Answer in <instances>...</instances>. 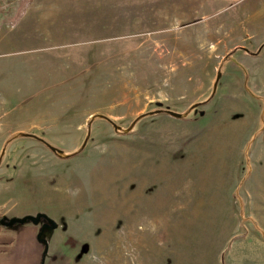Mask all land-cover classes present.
I'll use <instances>...</instances> for the list:
<instances>
[{
    "label": "rangeland",
    "instance_id": "rangeland-1",
    "mask_svg": "<svg viewBox=\"0 0 264 264\" xmlns=\"http://www.w3.org/2000/svg\"><path fill=\"white\" fill-rule=\"evenodd\" d=\"M207 1L0 0V204L57 223L41 264H264V92Z\"/></svg>",
    "mask_w": 264,
    "mask_h": 264
},
{
    "label": "crops",
    "instance_id": "crops-1",
    "mask_svg": "<svg viewBox=\"0 0 264 264\" xmlns=\"http://www.w3.org/2000/svg\"><path fill=\"white\" fill-rule=\"evenodd\" d=\"M207 2L212 3V0ZM235 2L242 3L240 6L239 16L241 19L240 26L243 23V28L240 31V42L242 43L239 44L240 48L237 47L238 51H241L239 58L236 59L231 55L232 52H230V57L233 59H224V61L227 59L230 60L235 72V74L227 77H256L255 84L257 89H261V92H264V0H234L233 3ZM233 15L234 16H231L232 19H236L237 14L233 13ZM243 18H245V23L243 22ZM24 23L29 26L31 25L32 27L35 24L33 19L31 22H29L28 18L24 19ZM35 25L38 26L37 24ZM253 34H255L256 37V45L254 49H252L251 44V36ZM244 35H246V37H244ZM231 49H234V46ZM1 116L2 113H0V118ZM6 128L7 135L5 138L8 139L13 145L14 143L18 142V136L22 135L23 133H30L26 130L32 129L33 125L32 123L28 122L18 126ZM25 136L29 137L30 135ZM255 191H258L257 194H262L263 197L260 200L262 203H264V182L259 186V189ZM0 215L11 217L20 216L21 214L18 215L14 212H9L3 207L2 204H0ZM42 249L43 243L37 239L36 225L14 227L9 232H6L4 229L0 228V264H41Z\"/></svg>",
    "mask_w": 264,
    "mask_h": 264
},
{
    "label": "water",
    "instance_id": "water-1",
    "mask_svg": "<svg viewBox=\"0 0 264 264\" xmlns=\"http://www.w3.org/2000/svg\"><path fill=\"white\" fill-rule=\"evenodd\" d=\"M220 78V71L218 70L216 73V77L215 80L213 82V87H212V93L215 91L218 80ZM201 102H195L192 105H190V109L194 108L196 106H198ZM154 113H167L169 115H172L174 117H182L185 113H181L178 111H174L171 109H161V108H157L151 111H148L147 113H142L140 116L146 115V114H154ZM94 116H99V117H103L105 119H107L114 127V129H121V126L117 125L115 122H113L111 119H109L108 117H106L105 115L102 114H97V115H92V117ZM131 126L123 129L124 131H128L130 130ZM22 135H30L33 137H36L37 139L41 140L42 142H44L54 153H56L57 155L61 156V157H68L69 154L65 153L63 151V149L56 147L52 144H50L49 142L45 141L44 139H42L41 137L34 135V134H30V133H23ZM88 136V133H87ZM86 138L84 139L83 143H82V147H84L85 142H86ZM41 219H44L45 221L40 225L39 231L37 232V239H39L44 245L46 244V239L44 237H42V234L44 232V228H54L57 226V223L51 219L49 216H47L45 213L43 212H37L35 214H26L24 216H12V217H8L6 218L5 216L0 218V224L2 225H12L14 223H25L26 221H30L32 224L37 225L40 223ZM46 251V247L44 249V252Z\"/></svg>",
    "mask_w": 264,
    "mask_h": 264
},
{
    "label": "flooded vegetation",
    "instance_id": "flooded-vegetation-1",
    "mask_svg": "<svg viewBox=\"0 0 264 264\" xmlns=\"http://www.w3.org/2000/svg\"><path fill=\"white\" fill-rule=\"evenodd\" d=\"M45 220L44 219H41V221H40V225L44 222ZM40 225L39 226H37V232L39 231V228H40ZM57 227V226H56ZM56 227H54V228H56ZM45 229V228H44ZM44 245V244H43ZM45 246V245H44Z\"/></svg>",
    "mask_w": 264,
    "mask_h": 264
},
{
    "label": "trees",
    "instance_id": "trees-1",
    "mask_svg": "<svg viewBox=\"0 0 264 264\" xmlns=\"http://www.w3.org/2000/svg\"><path fill=\"white\" fill-rule=\"evenodd\" d=\"M2 216H0V218H1Z\"/></svg>",
    "mask_w": 264,
    "mask_h": 264
}]
</instances>
